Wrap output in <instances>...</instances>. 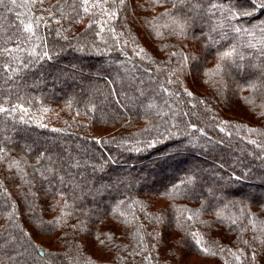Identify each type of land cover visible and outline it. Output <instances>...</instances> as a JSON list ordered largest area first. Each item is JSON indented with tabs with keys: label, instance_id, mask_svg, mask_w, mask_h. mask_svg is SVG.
<instances>
[{
	"label": "trees",
	"instance_id": "1",
	"mask_svg": "<svg viewBox=\"0 0 264 264\" xmlns=\"http://www.w3.org/2000/svg\"><path fill=\"white\" fill-rule=\"evenodd\" d=\"M0 149V264H264V9L3 0Z\"/></svg>",
	"mask_w": 264,
	"mask_h": 264
},
{
	"label": "snow or ice",
	"instance_id": "2",
	"mask_svg": "<svg viewBox=\"0 0 264 264\" xmlns=\"http://www.w3.org/2000/svg\"><path fill=\"white\" fill-rule=\"evenodd\" d=\"M82 2L87 4L88 0H82ZM119 2L121 4H123L125 2V0H119ZM155 2L161 3V2H164V0H155ZM172 2L174 3V6H176V5L185 3V0H172ZM250 2L253 4L254 8L255 7H259L261 9H264V0H250ZM0 3H3V0H0ZM12 3H15V0H12ZM220 7H222V3H215V2L212 3V8L213 9L220 8ZM84 11L87 12L88 8L85 7ZM227 11L233 16L240 15V14H242V15H251L252 14L251 12H248L246 10L241 12L240 8H235V10H234L233 6H229L227 8ZM113 15H115V13H113ZM31 29H32V25L31 24L26 25L25 31H30ZM234 31L240 32L241 29L240 28H234ZM173 55H175V53H173ZM231 55H232V53L226 52V53L222 54L221 59H225L227 57H230ZM170 83H171V81H170ZM189 95H191V94L189 93ZM0 151H2V149H0ZM189 219H191V217H189ZM232 223L235 224L236 221L233 220ZM196 243L199 244L200 242L196 241ZM245 243H247V242H245ZM201 251L207 254L208 249L204 248V249H201ZM236 259L239 260L240 257L236 256Z\"/></svg>",
	"mask_w": 264,
	"mask_h": 264
},
{
	"label": "rangeland",
	"instance_id": "3",
	"mask_svg": "<svg viewBox=\"0 0 264 264\" xmlns=\"http://www.w3.org/2000/svg\"><path fill=\"white\" fill-rule=\"evenodd\" d=\"M194 256H190L189 257V260L192 262V261H194L195 260V258H193Z\"/></svg>",
	"mask_w": 264,
	"mask_h": 264
}]
</instances>
